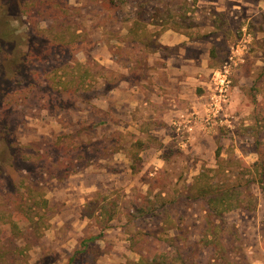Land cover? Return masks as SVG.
<instances>
[{
	"label": "rangeland",
	"instance_id": "rangeland-1",
	"mask_svg": "<svg viewBox=\"0 0 264 264\" xmlns=\"http://www.w3.org/2000/svg\"><path fill=\"white\" fill-rule=\"evenodd\" d=\"M7 3L22 63L0 50L1 111L14 134L2 143L27 157L0 181V264H68L94 236L74 264H264V187L254 181L264 158V0H123L121 11L97 0H0V11ZM136 18L156 51L142 29L128 32ZM177 25L198 45L161 46ZM182 49L202 58L177 75L183 59L165 58ZM171 75L191 82L178 90ZM185 100L198 112L174 114ZM20 178L30 212L13 221ZM219 187L234 193L221 214L198 195Z\"/></svg>",
	"mask_w": 264,
	"mask_h": 264
},
{
	"label": "trees",
	"instance_id": "trees-1",
	"mask_svg": "<svg viewBox=\"0 0 264 264\" xmlns=\"http://www.w3.org/2000/svg\"><path fill=\"white\" fill-rule=\"evenodd\" d=\"M8 3L11 6L12 2L10 1ZM8 3H7V5L3 6V10L0 11V50L5 51L7 56H10L13 60H16L17 64L20 65L22 63V59L20 56V49H19L20 37L17 36L18 34H16V36L13 35L16 33V30L12 26V21L14 20L12 18H14V17L6 14L7 7L9 6ZM97 3H99V6H101V7H105L107 9L114 10V11H121V9H122L121 5L123 3V0H97ZM141 23H142V20L140 18H136L135 22L128 28V32L133 33V34H137L138 31L140 29H142V33L138 37L140 38V40L143 42V44L146 47H149L152 51H156L155 47L151 48L152 44L155 43V42H153V40H149V41L145 42V40H144L145 37H148L151 34L146 29V26H144V24L142 25ZM163 29L164 30L169 29V25H165L163 27ZM175 30L180 31V30H182V28L179 27V25H177ZM59 38L61 39V41H64L62 35L59 36ZM73 38H74V36H73ZM75 43L77 46L82 45L81 40H79ZM63 45H64V47H67V45H69V44L63 43L62 46ZM60 47H61V45H60ZM0 57L2 58L1 55H0ZM19 68H20V66H19ZM21 71H22V69L17 70L15 75H20ZM16 79H18L16 82V83H18V85L25 83V80L22 77L16 76ZM75 81L76 80H74V82ZM0 104H1V102H0ZM3 109H4L3 104H1V107H0V181H4L5 184H9V180H10L9 178L13 177L12 175L17 174V176H18V173L20 171L18 165H22V163L26 161L27 155L25 154L23 148L16 149L14 151L13 146H12V148H10L11 146L7 147L6 144L2 143L3 139H5L4 138L5 135L3 134V132H5L9 136L14 135V134H10L8 132L9 128L11 126V122H10L11 118L10 117H12V115H11L12 113L11 112L8 113L6 110L4 112H2L1 110H3ZM5 124H7L8 126ZM7 149H8V151H7ZM10 149H12V151ZM254 165H255V175H256L255 176L256 179H254V181H256L257 183L261 184L262 187H264V158L262 157L261 159L256 161L254 163ZM23 181L24 180L22 178H20L18 181L14 182L12 185V191H13L12 197L14 198V201L16 203L15 206L19 207V209H16L13 211V213L15 212L13 215V221H17V215L20 214V212L22 210L26 214H27V212H30V211H27L25 209V205L27 204V202L23 201V198H21L20 190H18V188H17L19 185H21V187L23 186ZM248 182H250V181H248ZM198 191H199V194H198L199 198H206L208 196V199H207L208 210L211 209L213 212H215L217 214H221L225 211H229V210L234 209L233 204H232V200H231L232 197H230L234 193L231 194V192H230L231 190H229V189L223 190L222 188L219 187V188H214L213 190H211V192H209L210 189L205 190L203 188H199ZM246 196L249 197V192L247 193ZM250 196H251V193H250ZM17 197H18V199H17ZM199 198H197V199H199ZM31 199L34 201V198H32V196H31L30 199L28 200V203L31 201ZM44 202H45V200H44ZM34 207H36V206H34ZM248 209H250V208L248 207ZM29 217H30V219H34L31 215H29ZM13 227L17 228V231L20 230V226L18 224H15V226H13ZM213 235L216 237V234H213ZM98 238H99V236H94L92 238L83 240L81 243L82 250H76L74 255H72L70 257L68 264H74L76 255L80 251L87 249L88 244L94 240H97Z\"/></svg>",
	"mask_w": 264,
	"mask_h": 264
},
{
	"label": "crops",
	"instance_id": "crops-1",
	"mask_svg": "<svg viewBox=\"0 0 264 264\" xmlns=\"http://www.w3.org/2000/svg\"><path fill=\"white\" fill-rule=\"evenodd\" d=\"M168 31L167 33H164L161 35L160 39H159V43L161 46H166V47H174V46H182L184 43L186 44V47H189V46H197V41H191L190 37H188L186 34L182 33V32H179V31ZM185 47V48H186ZM180 48H183V47H180ZM190 56H187L186 53L183 52V49L180 50V53L177 54L175 57H167L165 58V60L169 61V63H171L172 65L175 64L174 62V59H176V61H179V59H183V63L178 65L177 70L175 73L177 75L180 74V69L185 67V66H189L188 65H183L184 63H186L187 61H194V62H200L199 59L202 58V54L200 56H197V57H192V58H189ZM196 73L198 74V70H196ZM187 77H184V79H186ZM170 79H177L175 80V83H176V86L174 88L178 89V90H181V88H183L184 86L186 87V83H190L191 81L189 79H191L190 77H188V82L187 80H184L183 78L179 79L177 77H174L173 75L170 76ZM170 83V82H168ZM182 97V96H181ZM184 98V96H183ZM183 103V110L180 109L179 111H175L174 114H178L180 116H189L190 114H192V112H198V107H197V104L194 102V105L192 106V108H194V111H191L190 108H191V105H189L188 101L185 100V102H182ZM145 104H151V102L149 101H145ZM181 108V107H180ZM202 108H200V113L203 112V110H201ZM169 114H173V113H169ZM169 117V116H168ZM183 118V117H182ZM186 120V119H185ZM194 128H192V125L189 127V130H193Z\"/></svg>",
	"mask_w": 264,
	"mask_h": 264
},
{
	"label": "built area",
	"instance_id": "built-area-1",
	"mask_svg": "<svg viewBox=\"0 0 264 264\" xmlns=\"http://www.w3.org/2000/svg\"><path fill=\"white\" fill-rule=\"evenodd\" d=\"M220 94L219 95H215V97H213L214 100V110H216L217 112L220 111L223 108V103H225L227 101V86H228V81H227V76L224 75V77L221 78L220 80Z\"/></svg>",
	"mask_w": 264,
	"mask_h": 264
}]
</instances>
